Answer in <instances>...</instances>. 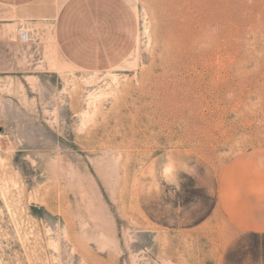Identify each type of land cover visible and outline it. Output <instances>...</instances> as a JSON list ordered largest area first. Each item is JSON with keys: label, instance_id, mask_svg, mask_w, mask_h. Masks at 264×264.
Here are the masks:
<instances>
[{"label": "rangeland", "instance_id": "rangeland-1", "mask_svg": "<svg viewBox=\"0 0 264 264\" xmlns=\"http://www.w3.org/2000/svg\"><path fill=\"white\" fill-rule=\"evenodd\" d=\"M0 264H264V0H0Z\"/></svg>", "mask_w": 264, "mask_h": 264}, {"label": "built area", "instance_id": "built-area-1", "mask_svg": "<svg viewBox=\"0 0 264 264\" xmlns=\"http://www.w3.org/2000/svg\"><path fill=\"white\" fill-rule=\"evenodd\" d=\"M20 37L22 40L26 41L28 39V33L25 30H20Z\"/></svg>", "mask_w": 264, "mask_h": 264}]
</instances>
